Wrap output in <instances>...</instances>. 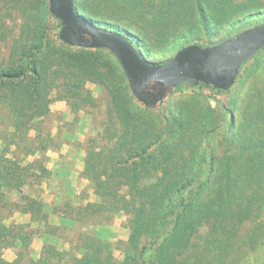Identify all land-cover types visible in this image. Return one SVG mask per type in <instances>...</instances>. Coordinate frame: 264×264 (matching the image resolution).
<instances>
[{"label": "trees", "instance_id": "obj_1", "mask_svg": "<svg viewBox=\"0 0 264 264\" xmlns=\"http://www.w3.org/2000/svg\"><path fill=\"white\" fill-rule=\"evenodd\" d=\"M74 5L92 23L125 34L150 60L186 44L220 42L230 37L217 38L224 26L242 17L264 21V0H74ZM48 6V0H0V42L9 49L0 57V201L7 189L25 184L35 166L45 176L51 137L42 123L49 103L71 99L74 113L96 106L85 87L91 81L102 87L107 102L102 130L84 142L79 175L97 200L84 203L82 191L78 204L67 201L63 208L80 224H105L122 212L129 234L120 259L111 242L81 231L71 248L44 244L34 258L33 231L25 224L5 225L0 203V264H233V240L247 219L258 221L239 242L254 248L264 236V89L250 94L241 118L231 112L233 101L224 147L216 154L207 140L218 124L215 108L197 97L162 110L144 106L111 51L69 45L58 31L51 36V18L58 30L60 22ZM15 15L18 26L7 25L5 19L14 21ZM203 87L223 91L185 81L172 94ZM36 152L38 158L21 165ZM20 201L13 210L22 206L33 220L47 218L37 198L22 194ZM10 247L18 249L7 260L3 251Z\"/></svg>", "mask_w": 264, "mask_h": 264}, {"label": "water", "instance_id": "obj_2", "mask_svg": "<svg viewBox=\"0 0 264 264\" xmlns=\"http://www.w3.org/2000/svg\"><path fill=\"white\" fill-rule=\"evenodd\" d=\"M49 12L59 20L61 41L83 48L111 51L125 73L134 98L146 107L165 102L185 81L228 90L240 67L264 47V21L210 45L190 43L164 62L148 59L123 33L98 26L80 16L74 0H48Z\"/></svg>", "mask_w": 264, "mask_h": 264}, {"label": "rangeland", "instance_id": "obj_3", "mask_svg": "<svg viewBox=\"0 0 264 264\" xmlns=\"http://www.w3.org/2000/svg\"><path fill=\"white\" fill-rule=\"evenodd\" d=\"M5 21L7 25L16 24L18 26L19 24V19L17 18V15H15L14 21H13V17L12 18L7 17ZM260 21H261L260 19L256 20L254 18H251L247 21L245 17H242V21L234 22L233 24L224 26L223 31L220 33V36H218L217 38L234 35L243 29H246V28H249L251 26L258 24ZM50 24H51L50 34L52 36L56 34L58 31V28L56 26L57 21L54 18H51ZM15 34H16V29H15ZM8 50H9L8 47L4 46L3 42H0V57L6 56L9 52ZM176 51L165 53V54L152 55V57L150 58L155 61L165 60L171 55H174ZM85 87L87 90L91 92L92 96L96 99L97 101L96 106L85 107L81 109L80 111L74 113L71 111V102H72L71 99L53 100L49 103V112L47 115H45L44 122L42 123L43 127H46L49 130L52 129L55 121H58L57 124L59 126L58 127L59 130H73L76 126L77 130H82L80 131L81 136H82V139H81L82 145H84L85 140L89 136L90 137L95 136L100 130H102V121L105 116L104 110H105V105L107 102L106 93L100 85L94 82L88 81L86 82ZM258 88L260 90L264 89V47L258 50L256 53H254V55L247 61V63L243 66L241 70V75H240L239 80L235 84H233V86L230 89L225 90V91H217V90H213L207 87L186 89L182 93L176 92L172 94L165 102H163L162 104L156 107L158 110H162L167 104H170L176 100L183 99V98L184 99L190 98L191 100L193 99V97H197L201 102H205L209 106L215 108V111L217 115L219 116L218 124L216 126V129L212 133H210L207 140L212 148V151L215 152L216 154L221 155L223 147H224L222 145L224 132L225 130H229V124L226 122V118L228 115V111H230V109L233 108V101L236 102L235 104L236 109H234V111L231 110V112L236 114L238 118H241V110L245 109V106L248 102V97L250 96V94L254 93ZM54 95H56L55 92L52 93V96ZM194 95H197V96H194ZM237 110H239L240 112ZM63 111L65 112L69 111V113L67 112L68 114H70L71 112V115H69L71 117H66L65 119H63L64 118L63 113H62ZM28 134L29 135L31 134L30 136H33L34 131L30 130ZM0 142H2V145L0 146V149H1L3 146V141L0 139ZM11 149H14L13 145L11 146ZM36 153L26 155L21 161V165H25L26 163L32 162L33 160L38 158V157L36 158L34 157L30 159L31 157L35 156ZM37 155L39 156L38 153ZM7 156L11 158L13 155L9 152ZM83 165H84V159H83ZM34 169L38 173H34V171L31 170L32 174L28 179H26L25 184H23L19 189H7L5 198L2 201H0V203L4 204V206H2L1 213L4 215L3 222L7 226L11 224H24V223L11 222L7 218L9 217V214L13 212L12 207L15 206V204H17L18 202L19 204H22V201H20V197L22 193L20 191L22 190L26 191V189L29 188V184H30L29 179L33 178L34 182L36 183L43 178L42 176H40L39 169L37 168V166H35ZM152 180H155V179H152ZM89 185H90V182H89ZM31 191L33 193L39 194L37 189L35 190L32 189ZM83 191H84V195L87 197L88 195L87 191L86 190H83ZM78 203H79L78 200H75V204H78ZM21 207L22 206H20L18 210H20ZM118 214H120L121 216L120 218H123V221L119 223L120 225H119L117 232L110 234V237H111L110 240L105 239V238H102V239L107 240L116 246L113 250V254L116 258L120 259L122 258V248L129 234V230L126 225V216L122 212L117 213L115 214L113 219L108 223H111L112 221L117 220ZM118 220L120 219L118 218ZM257 221L258 220H248L247 219V220H244L238 226L237 233L233 240L234 244H236V252L233 255L234 256L233 264H264V236L259 238V241L256 245L257 247L256 246H255L256 248L254 247L255 249L250 247L249 241H246L245 243L239 242L241 239H243V237L248 236V234L251 232V229L256 227L255 224ZM87 223L97 225L96 223H93V222L92 223L86 222L85 224ZM78 227H80V223ZM80 231H81L80 228H76V230H74L73 232L66 233V235L69 236L70 238L69 248H71L74 244L75 245L77 244L78 242L77 236ZM81 232H85V231H81ZM86 232L94 233V232H89V231H86ZM31 239H32V236H31ZM29 248L31 250V240L29 243ZM17 249L18 248H14V247L5 248L3 251V257L6 258L7 260L14 259L16 256ZM58 249L67 250V249H60V248ZM76 255L80 256V251L76 252ZM31 256L34 258L38 257L36 254L32 252V250H31Z\"/></svg>", "mask_w": 264, "mask_h": 264}, {"label": "crops", "instance_id": "obj_4", "mask_svg": "<svg viewBox=\"0 0 264 264\" xmlns=\"http://www.w3.org/2000/svg\"><path fill=\"white\" fill-rule=\"evenodd\" d=\"M69 111H63V119L71 117ZM67 120V119H66ZM58 121L54 122L50 132L51 142L49 143L44 162L46 168L45 176L34 183L30 178L29 188L20 191L22 194L38 198L43 205L44 211L47 212V218L42 221L33 220L29 212L21 210H13L7 218L11 222L24 223L33 231L31 239V250L37 256L40 254L44 244H53L60 249H69L70 238L66 235L73 232L76 228L81 231L94 232L97 236L110 240V234L116 233L119 223L123 221L120 214L117 220L105 224H80L66 215L67 211L63 208L65 202L74 203L79 194L86 190L88 195L83 202L93 201L97 199L93 193L89 181L79 175L83 168V159L85 150L81 144L82 130H77L76 126L73 130H59ZM31 135V134H30ZM2 142H0V146ZM38 157L37 153L32 158ZM34 173H38L33 169ZM34 186V188H33ZM37 189L38 193L31 190ZM118 218L120 220H118ZM10 222V223H11ZM78 224V225H77ZM62 235H61V233ZM115 239V238H113Z\"/></svg>", "mask_w": 264, "mask_h": 264}]
</instances>
